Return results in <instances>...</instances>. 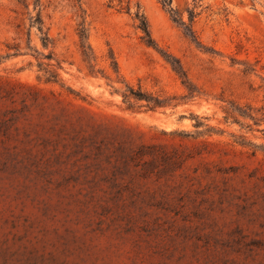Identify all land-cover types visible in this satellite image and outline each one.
Returning <instances> with one entry per match:
<instances>
[{"label":"rangeland","instance_id":"obj_1","mask_svg":"<svg viewBox=\"0 0 264 264\" xmlns=\"http://www.w3.org/2000/svg\"><path fill=\"white\" fill-rule=\"evenodd\" d=\"M172 5L188 25L195 10L193 38L161 0H0V264H264V123L225 121L231 104L264 107V0ZM39 10L53 44L33 28L32 45L59 83L9 56ZM83 21L105 77L83 62ZM126 85L171 105L127 110Z\"/></svg>","mask_w":264,"mask_h":264},{"label":"trees","instance_id":"obj_2","mask_svg":"<svg viewBox=\"0 0 264 264\" xmlns=\"http://www.w3.org/2000/svg\"><path fill=\"white\" fill-rule=\"evenodd\" d=\"M38 3V0H36ZM162 5L164 8L168 9L172 20L183 26L186 32L189 34L191 38L194 37L193 31V20L196 17L195 10H189V22L190 24H186L185 21L182 19V16L178 10L173 8V0H161ZM41 7V4H35V8L38 9ZM136 19L139 21L138 29H140L143 33V41L148 47L157 48L158 45L155 40L152 38L150 27L146 17L137 12L135 15ZM33 28H36L37 31L41 35V42L45 49H49L51 47L52 40L50 39L48 33L45 31L44 21L42 18L41 10L38 11L37 15L30 17V28L27 30V42L26 47L23 49L21 44L15 45L13 48H9V50L14 49L15 53L11 56H20V55H32L36 58L38 62L39 71L44 74L45 80L48 83H59L61 81L59 69L60 63L56 65L51 64L53 61V54L49 53L48 55L40 54V52L32 45L31 39V31ZM79 39H80V49L83 58V62L86 65L88 73L92 76H98L100 73L105 77V74L97 70L96 64V57L94 55V51L92 46L89 43V33L88 29L85 25V21L80 24L79 28ZM25 50V51H24ZM166 61L171 65L173 71L178 75V77L182 80L183 85L188 89L191 95L193 92L191 90V83L187 76L186 71L184 70L180 61L171 55L167 54L164 55ZM109 61H110V68L112 69L113 73L120 77V68L115 58V55L112 51L109 53ZM47 61V62H45ZM123 101L127 106V110L133 112H140L141 110L145 109L146 111L155 112L159 109L166 108L171 104L168 102L169 99H164L160 95H155L152 93H145L139 87V89H134L133 87L126 85L125 92L122 93ZM226 123L231 124H238L243 129H247L248 131H254V127L259 128L264 123V107L256 109L250 105L246 106H238L236 104H231V106L226 110L225 116ZM248 121H252L253 124L247 123ZM207 127V133H213L214 129L205 125L201 122H197L196 127ZM264 132V130H262ZM240 145L243 147H250L252 149V154L255 155L257 151H259V145H256L250 141H247L245 137H240ZM264 152V149L262 150Z\"/></svg>","mask_w":264,"mask_h":264}]
</instances>
